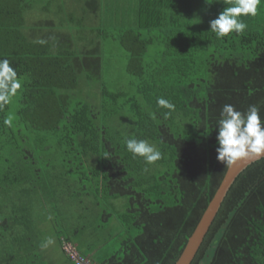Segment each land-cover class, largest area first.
I'll return each mask as SVG.
<instances>
[{"label": "trees", "instance_id": "16d2710c", "mask_svg": "<svg viewBox=\"0 0 264 264\" xmlns=\"http://www.w3.org/2000/svg\"><path fill=\"white\" fill-rule=\"evenodd\" d=\"M119 1L0 0V59L22 84L0 108V264H48L47 223L69 264L65 245L86 264H175L228 167L216 158L222 107L256 105L264 122V1L240 17L243 34L223 39L209 22L234 0L129 4L136 28L113 41L128 53L130 97L103 82L99 19L107 10L117 24ZM145 28H158L163 46L149 62ZM84 84L98 88V104L76 99ZM130 138L161 159L133 158ZM119 199L113 214L106 203ZM112 239L118 248L102 254ZM191 264H264V157L237 177Z\"/></svg>", "mask_w": 264, "mask_h": 264}, {"label": "clouds", "instance_id": "9594fccd", "mask_svg": "<svg viewBox=\"0 0 264 264\" xmlns=\"http://www.w3.org/2000/svg\"><path fill=\"white\" fill-rule=\"evenodd\" d=\"M261 2L262 0H234L231 6L225 7L216 19L209 22L210 31L217 39H223L231 33L243 34L247 24L240 17L255 16ZM21 86V80L10 66V61L0 59V108L11 103ZM157 104L169 110L174 108L164 98H158ZM169 114L170 112H165L164 115L167 117ZM4 123L11 126L12 117L9 116ZM216 140V158L224 165L231 166L250 156H264V122L260 117V109L256 105H249L246 112H241L233 105L225 104L217 121ZM125 144L133 158L141 157L146 164H153L161 159V152L145 140L130 138Z\"/></svg>", "mask_w": 264, "mask_h": 264}, {"label": "rangeland", "instance_id": "374dc122", "mask_svg": "<svg viewBox=\"0 0 264 264\" xmlns=\"http://www.w3.org/2000/svg\"><path fill=\"white\" fill-rule=\"evenodd\" d=\"M264 1V0H262ZM120 7L124 8V13L122 14V19L117 22V20L114 21L113 18H111L109 15L110 13L106 10L105 15H103L99 19V25L102 29H104L105 33L107 34L106 38L103 40V52H102V58H103V68H104V76H103V82L106 84V88L108 92L114 93L115 91H125L126 94L125 97H130L135 92L134 88L127 89L123 85H127L132 77L130 74L127 73V63H128V53L123 51L122 49H119L118 41L117 43H114L113 38H117L119 34L123 32L125 29L129 28H136V19L134 17V14L132 13H126L125 9L129 6V4H135V0H120ZM209 2V1H208ZM196 5V4H195ZM209 12V9H208ZM264 12V8H263ZM162 17H164V14H161ZM105 25V26H103ZM106 29V30H105ZM158 28H152V29H142L140 32L142 33L143 39L152 37L153 41L151 43L146 44V53H144L143 56V62H149L157 60L160 56V50L163 48L162 43L160 41V37L158 34ZM102 84V83H101ZM83 88V97H77L76 99H81L83 101L89 102L91 104H98L100 102V93L98 91V88L96 86L91 87L86 84L82 86ZM15 107H11L10 113L14 112ZM119 123V120H117ZM124 199H119L112 201L110 203H106L107 209L115 214V211L113 210L110 205H121L124 203ZM105 205V204H104ZM64 219L60 220L61 223H63ZM103 223V231L104 233H109L112 226L115 225L116 220L113 218L108 219L107 221H102ZM47 225L45 229L47 230V242L45 246L43 247V256L44 261H46L48 264H69L67 261V256L64 253L63 245L58 241L57 237L54 234V228L52 229L48 225L50 223L45 224ZM56 230V227H55ZM119 241L112 239L110 243L108 244L109 249L104 253H112L114 250L118 248ZM66 248V245H65ZM67 249L70 251L71 249L67 247ZM101 250L97 249V253L100 255ZM95 254V255H96ZM98 256V255H97Z\"/></svg>", "mask_w": 264, "mask_h": 264}, {"label": "water", "instance_id": "95a60500", "mask_svg": "<svg viewBox=\"0 0 264 264\" xmlns=\"http://www.w3.org/2000/svg\"><path fill=\"white\" fill-rule=\"evenodd\" d=\"M263 157L264 156H250L249 158L241 159L235 164L227 167L220 185L201 216L196 228L187 240V243L175 264L192 263L225 197L227 196L228 191L236 181L237 177L252 163Z\"/></svg>", "mask_w": 264, "mask_h": 264}, {"label": "built area", "instance_id": "2783aa9c", "mask_svg": "<svg viewBox=\"0 0 264 264\" xmlns=\"http://www.w3.org/2000/svg\"><path fill=\"white\" fill-rule=\"evenodd\" d=\"M67 247H69L70 249H71V247L70 246H66L65 249L67 250L68 254L71 256L72 260L76 261V264H86L83 259L79 258L78 255L75 252L72 251V249L69 251L67 249Z\"/></svg>", "mask_w": 264, "mask_h": 264}, {"label": "crops", "instance_id": "0c3cea01", "mask_svg": "<svg viewBox=\"0 0 264 264\" xmlns=\"http://www.w3.org/2000/svg\"><path fill=\"white\" fill-rule=\"evenodd\" d=\"M132 1V0H131ZM156 1H158V0H156ZM162 1V0H161ZM173 1H176V0H173ZM192 1V0H191ZM209 1V0H208ZM135 4H134V7L135 8H137V9H142L143 8V5H142V0H135ZM157 8H159V7H157ZM160 9V8H159Z\"/></svg>", "mask_w": 264, "mask_h": 264}]
</instances>
